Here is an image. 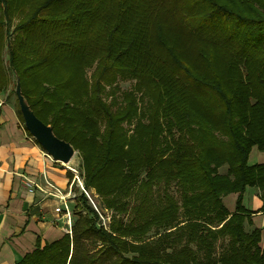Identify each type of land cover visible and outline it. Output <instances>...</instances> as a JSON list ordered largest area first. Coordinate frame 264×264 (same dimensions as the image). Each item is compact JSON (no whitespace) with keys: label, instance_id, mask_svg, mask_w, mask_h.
I'll return each mask as SVG.
<instances>
[{"label":"trees","instance_id":"1","mask_svg":"<svg viewBox=\"0 0 264 264\" xmlns=\"http://www.w3.org/2000/svg\"><path fill=\"white\" fill-rule=\"evenodd\" d=\"M9 74L85 190L71 233L17 264H264L243 205L264 191V0H0Z\"/></svg>","mask_w":264,"mask_h":264},{"label":"crops","instance_id":"2","mask_svg":"<svg viewBox=\"0 0 264 264\" xmlns=\"http://www.w3.org/2000/svg\"><path fill=\"white\" fill-rule=\"evenodd\" d=\"M15 82L9 74L3 89L0 88V264H17L39 243L43 247L71 233L75 199L68 201L69 226L63 202L45 196L34 184L44 188L47 179L67 192L71 185L73 190L74 183L79 182L73 162L65 167L54 161L25 128L15 94ZM256 150H252L249 163L264 164V152L257 150L255 153ZM68 172L74 174L71 181ZM29 181L34 183L32 187L27 184ZM237 198L236 193L223 197L230 213L235 211ZM243 205L248 211L255 212L252 215L254 227L264 234V191L246 189ZM59 207L62 208L60 213L56 211ZM246 229L250 230V227L246 225Z\"/></svg>","mask_w":264,"mask_h":264},{"label":"water","instance_id":"3","mask_svg":"<svg viewBox=\"0 0 264 264\" xmlns=\"http://www.w3.org/2000/svg\"><path fill=\"white\" fill-rule=\"evenodd\" d=\"M15 94L25 128L54 161L60 162L67 167L77 154V151L69 142L59 139L55 135L53 128L50 125H46L35 115L22 93L19 76H16Z\"/></svg>","mask_w":264,"mask_h":264},{"label":"built area","instance_id":"4","mask_svg":"<svg viewBox=\"0 0 264 264\" xmlns=\"http://www.w3.org/2000/svg\"><path fill=\"white\" fill-rule=\"evenodd\" d=\"M46 183V186L43 188L41 186H38L32 182L29 181V183H27L29 186H33L32 184H34V186H36L37 188L40 189V191L45 195V196H52V197H55L57 199H59L60 201L63 202V205L65 206V217H66V220L67 222L69 223V226L71 224V214L69 212V209H68V201L70 199H75L76 198V195L74 194L73 190H72V185L70 187V190H68L67 192H63L62 190H60L58 187H56L54 184H52L49 180L46 179L45 181ZM81 188L84 190V187L83 185L81 184L80 185ZM85 191V190H84ZM86 194L89 196V194L86 192ZM90 197V196H89ZM91 199V198H90ZM91 202L93 204V207L97 210V206L96 204L94 203V201L91 199ZM56 211L58 213L62 212V208H56ZM101 225L105 228V229H109V223H110V216L109 215H106V213L104 215L101 214Z\"/></svg>","mask_w":264,"mask_h":264},{"label":"rangeland","instance_id":"5","mask_svg":"<svg viewBox=\"0 0 264 264\" xmlns=\"http://www.w3.org/2000/svg\"><path fill=\"white\" fill-rule=\"evenodd\" d=\"M134 84H135V81L134 80H124V81H119L118 82V85H119V87L121 88V90H123V91H127V90H131L132 88H133V86H134ZM258 151L256 150L255 151V153H257ZM72 162H73V169H74V174H75V176L77 177V180H79V184L80 183H83V181L81 180V178H80V171H81V158H80V156H79V154H78V152H77V154L75 155V157L73 158V160H72ZM81 185V184H80ZM95 203V202H94ZM97 203V202H96ZM97 206V205H96ZM97 208H98V206H97ZM98 210H99V208H98ZM112 214H113V212L110 210V211H106V215H109L110 216V218L112 217ZM110 221H111V219H110Z\"/></svg>","mask_w":264,"mask_h":264}]
</instances>
